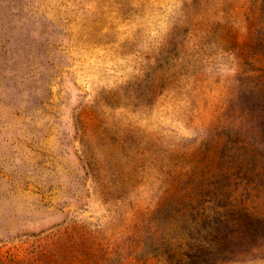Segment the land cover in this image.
I'll use <instances>...</instances> for the list:
<instances>
[{"label":"rangeland","instance_id":"374dc122","mask_svg":"<svg viewBox=\"0 0 264 264\" xmlns=\"http://www.w3.org/2000/svg\"><path fill=\"white\" fill-rule=\"evenodd\" d=\"M0 264H264V0H0Z\"/></svg>","mask_w":264,"mask_h":264}]
</instances>
